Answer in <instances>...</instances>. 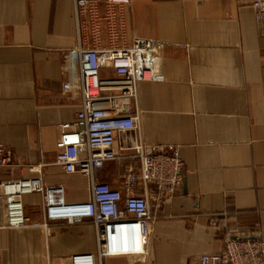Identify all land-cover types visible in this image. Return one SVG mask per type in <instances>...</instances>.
Returning a JSON list of instances; mask_svg holds the SVG:
<instances>
[{
	"label": "crops",
	"instance_id": "0c3cea01",
	"mask_svg": "<svg viewBox=\"0 0 264 264\" xmlns=\"http://www.w3.org/2000/svg\"><path fill=\"white\" fill-rule=\"evenodd\" d=\"M129 21L131 34L165 47L163 79L139 82L130 102L137 127L123 144L177 147L183 180L162 201L153 185L137 188L154 217L144 252L103 264H196L223 251L229 236L264 241V21L252 0H132ZM79 30L74 0H0V143L8 157L0 181L41 176L62 185L68 202L89 195L86 176L54 163L61 124L81 109V97L63 90L64 55ZM101 75L115 77L109 68ZM129 167L137 162L124 151L96 176L120 188ZM21 202L29 225L10 228L0 198V264H70L71 255L96 252L89 219H47L38 192Z\"/></svg>",
	"mask_w": 264,
	"mask_h": 264
},
{
	"label": "built area",
	"instance_id": "2783aa9c",
	"mask_svg": "<svg viewBox=\"0 0 264 264\" xmlns=\"http://www.w3.org/2000/svg\"><path fill=\"white\" fill-rule=\"evenodd\" d=\"M80 37L76 48L64 55L69 74L64 92L81 97V109L72 121L61 124L54 163L67 173H80L89 180V195L68 202L62 185H46L41 176L0 181L5 201V227L29 225L21 196L43 195L46 218L70 222L89 219L96 228L95 253L71 255L70 264H103L106 257L142 254L154 217L146 194L137 188L153 185L162 201L180 187L183 161L177 147H147L123 138L137 127L130 102L137 97L141 81H161L160 52L165 42L129 32L132 0H74ZM256 19L264 21V0H252ZM105 38V44L103 39ZM112 69L115 77H103ZM121 141L117 149L116 142ZM124 151H132L137 170L127 168L120 188L99 181L96 172ZM8 161L0 143V166ZM264 241L259 236H229L223 251L203 254L196 264H264ZM133 264V263H130Z\"/></svg>",
	"mask_w": 264,
	"mask_h": 264
},
{
	"label": "rangeland",
	"instance_id": "374dc122",
	"mask_svg": "<svg viewBox=\"0 0 264 264\" xmlns=\"http://www.w3.org/2000/svg\"><path fill=\"white\" fill-rule=\"evenodd\" d=\"M130 22V21H129ZM130 24V23H129Z\"/></svg>",
	"mask_w": 264,
	"mask_h": 264
}]
</instances>
